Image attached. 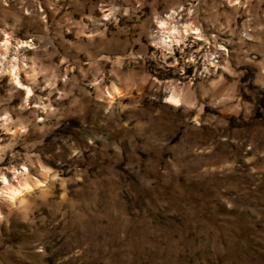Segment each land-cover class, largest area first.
I'll return each instance as SVG.
<instances>
[{
  "label": "clouds",
  "instance_id": "1",
  "mask_svg": "<svg viewBox=\"0 0 264 264\" xmlns=\"http://www.w3.org/2000/svg\"><path fill=\"white\" fill-rule=\"evenodd\" d=\"M0 264H264V0H0Z\"/></svg>",
  "mask_w": 264,
  "mask_h": 264
}]
</instances>
